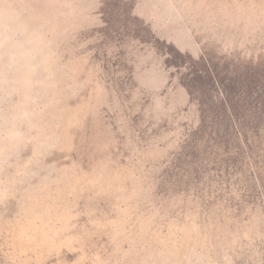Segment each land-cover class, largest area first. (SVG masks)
Masks as SVG:
<instances>
[{
  "label": "rangeland",
  "instance_id": "obj_1",
  "mask_svg": "<svg viewBox=\"0 0 264 264\" xmlns=\"http://www.w3.org/2000/svg\"><path fill=\"white\" fill-rule=\"evenodd\" d=\"M0 264H264V0H0Z\"/></svg>",
  "mask_w": 264,
  "mask_h": 264
}]
</instances>
